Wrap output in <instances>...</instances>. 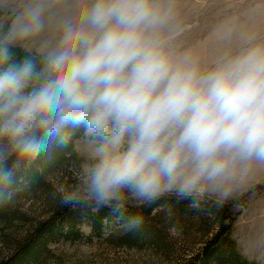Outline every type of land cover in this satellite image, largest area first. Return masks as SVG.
I'll return each mask as SVG.
<instances>
[{"label":"clouds","instance_id":"9594fccd","mask_svg":"<svg viewBox=\"0 0 264 264\" xmlns=\"http://www.w3.org/2000/svg\"><path fill=\"white\" fill-rule=\"evenodd\" d=\"M185 27L182 0H0V205L22 166L77 139L61 205L107 208L125 232L144 224L129 204L222 210L264 173V36L207 60Z\"/></svg>","mask_w":264,"mask_h":264},{"label":"rangeland","instance_id":"374dc122","mask_svg":"<svg viewBox=\"0 0 264 264\" xmlns=\"http://www.w3.org/2000/svg\"><path fill=\"white\" fill-rule=\"evenodd\" d=\"M207 1L204 14L199 20L190 19L189 34L181 37L185 47L211 60L237 46L243 34L254 31L264 36V0ZM233 24L236 30L226 38L224 31ZM65 149L62 156L43 154L21 167L29 184L18 191L13 205L26 214L29 222L25 226L47 216L54 200L61 198L60 190L76 183L87 152L78 139ZM263 182L264 173L255 175L238 196ZM194 215L160 207L144 221L145 233L137 242L126 243L125 231L118 226L102 237L52 244L42 264H185L215 231L208 216ZM230 235L244 257L264 264V188L241 208Z\"/></svg>","mask_w":264,"mask_h":264},{"label":"trees","instance_id":"16d2710c","mask_svg":"<svg viewBox=\"0 0 264 264\" xmlns=\"http://www.w3.org/2000/svg\"><path fill=\"white\" fill-rule=\"evenodd\" d=\"M65 151L67 149L53 147L49 153L44 154V157H59ZM20 175L23 176V171ZM263 188L264 182L256 184L237 196L222 210H208L207 207L193 210L187 201H177L174 197L165 196L151 207L129 204L127 214L141 215L145 221L160 207H169L182 215L197 213V216L202 217L203 213L214 223L215 231L185 264H258L241 254L230 234L234 222L241 213V208L246 205L251 195L260 192ZM60 199L54 200L47 216L29 223L28 226H25L29 222L26 214L13 205V200L6 205H0V246L4 249L0 264H42L45 256L50 254L52 244L60 241L91 240L102 237L108 230L119 226L109 215L107 208L101 210L72 208L62 206ZM144 233L143 224L139 231L125 232L123 238L126 243L137 242ZM152 236L156 235L153 233Z\"/></svg>","mask_w":264,"mask_h":264},{"label":"crops","instance_id":"0c3cea01","mask_svg":"<svg viewBox=\"0 0 264 264\" xmlns=\"http://www.w3.org/2000/svg\"><path fill=\"white\" fill-rule=\"evenodd\" d=\"M207 0H182V17L185 24V31L183 35L189 34V21L190 19L199 20L204 14ZM182 35V36H183Z\"/></svg>","mask_w":264,"mask_h":264}]
</instances>
